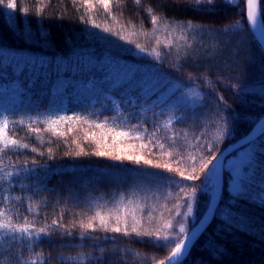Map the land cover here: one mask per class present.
Wrapping results in <instances>:
<instances>
[{"label": "trees", "instance_id": "trees-1", "mask_svg": "<svg viewBox=\"0 0 264 264\" xmlns=\"http://www.w3.org/2000/svg\"><path fill=\"white\" fill-rule=\"evenodd\" d=\"M14 2L17 4L14 13L5 16L7 9L0 11V84L18 92L14 103L6 108L7 136L18 144H27L28 148L0 151V222L31 224L34 231L43 228L51 235L42 234L39 240H13L6 229H0V264H159L175 244L159 246L153 243L155 233L176 235L181 223L191 232V219L184 221L176 213L186 212V208L179 207L185 203L181 189L184 193L190 192L191 188L200 187V181L169 182L137 192L135 196L129 195L130 190H135L132 181L135 173L129 171L136 167L135 163L96 153L142 156L153 165L168 164L171 171L162 167L153 170L166 172L177 182L181 179L179 171H183L185 177L203 178L202 164L264 117V49L257 43L246 19V0H238L236 4L227 0H212L211 3L208 0L199 3L197 0H139L138 3L136 0H110L107 8L101 0H91L88 4L85 0ZM21 7L28 9L26 15L21 14ZM257 8L264 20V0H257ZM153 16L157 18L155 23L151 19ZM92 23L101 29H110L131 44L122 43L116 35L101 39L105 34L91 27ZM189 23L194 27L187 28ZM200 28L247 34L251 38L247 50L253 54V60L240 62L235 67H218L195 57L192 50L199 41L194 32ZM41 33L46 35V40L41 38ZM27 34L30 39L26 42L23 36ZM169 40L173 41L172 56L167 55ZM185 41L192 45L186 63L182 47ZM135 45L146 51H133ZM177 49H181L178 54ZM149 55L153 59L159 56L164 61L160 67L169 80L176 81L178 73L170 71L168 65L183 64L180 72L185 77L191 75L194 80L184 88H195L204 94V106L200 107L199 102L192 106L194 111H189L187 106L174 107L157 116L159 89L150 100H140L138 105L128 103L131 96H136L131 89L118 95L117 91L129 83L137 68L151 74V79H160L161 73L152 67L153 59ZM110 57L118 62L110 63ZM9 66L16 69L15 79L3 72ZM20 69L26 71L20 74ZM217 94L223 96L230 107L221 105ZM50 99L59 109H70L59 111L58 115L74 116L72 120L57 123L55 130L48 123L58 117L50 113ZM110 99H116L118 109H110ZM153 104L156 107L153 108ZM37 105L42 106L38 108ZM233 110L238 114L235 121ZM169 115L177 119L167 123ZM221 117L227 118L228 131L217 139L218 130L224 127ZM21 120L23 124L19 123ZM118 132L127 135L117 136ZM170 137H174V142H170ZM262 141L264 137H259L225 158L222 206L230 199L228 159L248 146L252 147L251 155L242 169L251 164L252 171L247 176L242 171L238 180H251L250 189L254 194L258 187L264 188L261 183L264 181V156L255 154ZM159 144L164 148L160 149ZM25 166L34 171L15 175L17 169ZM140 166L147 167L143 161ZM9 172L14 175L8 177ZM65 189L72 190L77 201L92 200L90 208L94 210L105 201L108 205L114 191L118 200L109 208L97 211H90L89 207L82 211L76 206L74 213L68 209L53 213L52 203L56 199L50 196ZM35 199L47 203L41 205ZM198 199L199 205L194 211L202 215L208 198L200 195ZM234 210L250 218L252 230L222 231L218 227L222 221L217 217L199 237L183 264H264V232L261 231L264 207L242 200ZM101 217L106 227H101ZM89 223L95 231L83 227ZM168 223L173 225L172 229L166 227ZM116 227L122 231H112ZM125 227L130 236L124 235ZM133 227L138 232L153 235L137 237L132 232ZM59 243L63 244L69 259L79 256L81 259H59L51 255V247ZM209 246L219 247L220 252L210 251ZM103 247L115 248L114 256L124 259L118 262L98 259L107 252L98 256L92 251ZM86 249L90 251L88 256ZM132 253L140 257V263L130 261Z\"/></svg>", "mask_w": 264, "mask_h": 264}, {"label": "snow or ice", "instance_id": "snow-or-ice-1", "mask_svg": "<svg viewBox=\"0 0 264 264\" xmlns=\"http://www.w3.org/2000/svg\"><path fill=\"white\" fill-rule=\"evenodd\" d=\"M91 0H85V4L90 3ZM104 7L107 8L109 5L110 0H101ZM138 3L139 0H136ZM200 0H197V3H199ZM209 3L212 2V0H208ZM228 3H232V0H227ZM247 5V13H246V19L249 21L251 31L253 33L254 38L256 39L257 43L264 47V20L258 19L256 12L254 11L256 0H246ZM7 9V12H5V16L12 14L17 9V4L14 2V0H9L8 3H5V0H0V11ZM21 14L26 15L28 13V9L25 7L20 8ZM149 11H151L149 9ZM264 15V14H262ZM152 22L155 23L157 18L153 16ZM7 22V21H6ZM19 26V25H18ZM91 27L99 29L100 32L104 33L105 35L101 37V39H108L110 36L116 35V39L120 40L122 43L131 44V41H128L126 38L120 37L118 34H114L111 32L110 29H101L99 25H96L95 23H92L90 25ZM9 27H11L9 25ZM187 28L191 29L194 26L192 24L186 25ZM257 32H259V35H257ZM23 38L27 42L28 39H30V34L24 35ZM41 38L46 40V35L44 33H41ZM159 43V41H157ZM173 47V41H168V51L167 55L172 56L173 53L171 51V48ZM184 48V62L186 63L189 58V51L188 49H191L192 45L187 43L185 41V44L182 46ZM133 51H141L145 52L146 50L141 48L139 45H135L132 49ZM181 49H177V54L180 52ZM150 59H153L151 55H149ZM112 62H118L115 57H110V63ZM164 63L159 56L155 57L153 59L152 67L158 69V71L161 73L159 80H153L151 79L150 75L147 73H144L141 71V69L137 68L135 72L132 73V76L130 78V81L127 85H125L123 88L119 89L117 91V94L119 95L120 92L124 91L125 89H131V93L135 92L136 96L133 98L131 96V99L128 101V103L133 105H138L140 100H145L146 102L151 99V95H155L157 93V89L160 90V95L158 96L157 103L160 105V111L159 113H156L155 115L161 116L164 115L166 112H170L171 108L174 107H182L187 106L189 111H194V108L192 107L193 104L200 102V107H203V99L204 94L201 92L196 91L195 88H192L190 91L184 90V85L187 83H194L193 77L191 75H188L187 77L184 76L183 73L180 72V68L183 67V64L180 63H171L168 65L169 70L178 73L177 80H169L167 79V74L164 73V69L160 67V65ZM3 71L7 72L8 75H10L13 79L16 77V69L12 67H6L3 69ZM26 71V69H20V74H23ZM58 78V73H55ZM53 75V74H52ZM30 82V81H28ZM26 82V86L27 83ZM51 82V81H50ZM68 89V88H67ZM31 91V89H29ZM165 93H168L167 97L163 100H161V96H164ZM241 97L243 96V92L241 90L240 92ZM217 99L220 101L221 105H224L226 108L230 107L226 104L224 101L223 96L217 94ZM111 110H116L119 108V104L115 99H110ZM48 103L52 106L50 108V111H63L67 112L70 109L67 108H56V103L53 101V99L48 100ZM42 105H37V107H41ZM152 107H156V104H153ZM141 110L143 111V107L141 106ZM7 109L4 111H0V144L3 145V148L0 149V151H3L4 149H17V148H28L27 144H18V142L14 139L10 140L7 136V129H8V120H7ZM31 119H36L35 117H30ZM74 116H67V115H58L56 120L48 121L49 124L52 125L53 129L55 130V125L59 123L60 121H67L72 120ZM238 118V114L235 113L233 110V116L232 119L235 121V119ZM175 118L173 115H169V120L167 123H171ZM186 119V117L184 118ZM221 119L224 121V127L220 128L217 132V139L222 138L223 134L228 131L227 128V118L221 117ZM262 122H264V117L260 118ZM260 123L259 127L261 131L258 133L259 137H264V123ZM19 123L23 124L24 121L21 120ZM167 123L163 125L164 127H167ZM155 126V125H154ZM38 131V130H37ZM145 131L147 129L145 128ZM126 132H118L117 136H126ZM139 138V137H137ZM170 142H174V137L169 138ZM209 149L211 148V145L208 146ZM159 148L163 149L164 145L159 144ZM260 150L256 151L255 154L257 156H264V141L260 144ZM51 151V150H50ZM123 148H121V152H123ZM96 155H99L101 157H110L115 160H124L125 158L128 161H133L136 165V167L129 169V171L134 172L135 175L132 177L133 181V188L135 190H130L129 195L135 196L137 192L144 191L145 189H149L154 186H161V185H168L169 182L172 183H185L186 181H200V187L191 188L190 192L184 193L183 189H181V192L183 193L185 203L183 205H180L179 207L186 208V212H177L176 214L181 217L182 220L188 221L189 218L192 221L191 224V232L188 231L186 224L181 223L179 225L178 231L176 232V235H169L164 234L161 236L159 232L155 233L156 240L153 241V243H156L159 246H167V244H175V247L172 248L171 254L166 257V260H161L159 264H183V261L188 257L191 251V246L194 244V239L197 238L198 233H202V231L206 230L207 224L211 222L212 219L219 218L220 221H222V224L219 225L220 229L222 231H231V229L236 228L237 230H242L246 232H250L253 228V224L249 217L245 216L242 212L234 210L238 203L240 201H247L248 203H256L259 207H264V188L258 187L257 192L254 194L250 186L253 184L251 180H239L237 181L236 175L233 173V171H230L228 173L230 183L228 184L227 191L230 199L227 201V204L221 205V202L223 201V193L224 188L221 183V169L217 171V163L219 162V156L218 155H212L211 159H209L207 162H204L200 168V171L203 173V178L196 175H188L185 177V173L183 171H179L180 181H176L175 177L167 175L166 172H157L154 171V168H160L167 171H171V166L168 164L164 165H153V162L151 160H144L142 156H134V155H127L126 157L123 155H116L113 156L111 152H104L100 151L96 153ZM219 155H223V151L220 152ZM194 159V158H193ZM141 161H143V164L147 167H141ZM195 162V160H194ZM36 162L33 161V164ZM211 165V167H210ZM121 167H126L124 165H121ZM21 171L24 172H32L34 169H28L26 166L20 169L16 170L15 175H19ZM245 176L248 175L250 171H252V165L248 164L245 165L242 169ZM193 172H195V168H193ZM8 177L13 176L14 174L9 172ZM264 184V181L261 182ZM204 195L208 199L205 201L207 207L202 215H197L194 211L195 208L199 205V196ZM55 225V221L53 222ZM100 225L101 227H106L104 218H100ZM59 227V226H58ZM85 229L95 231V228L93 227V224L89 223L86 225H83ZM167 228L172 229L173 225L171 223H168ZM0 229H6L9 234H11V237L13 240L19 239H28L31 240L32 238H35L39 240L42 236V234L46 237H50V233H46L43 228L39 229L38 231L33 230V226L31 224H24V225H12L10 223L6 222H0ZM65 231H67L65 229ZM112 231L116 233H120L122 230L120 227H116L112 229ZM124 235L130 236L131 234L127 231V228L125 227ZM261 231L264 232V227L261 228ZM133 233H136L137 237H141L144 235H148L151 237L153 233H141L138 232L135 227L132 229ZM70 234V233H69ZM183 237L180 239V237ZM195 237V238H193ZM143 242V241H141ZM209 250L215 253H219L220 249L219 247L212 248V246H209ZM103 252V249L101 250ZM71 259H76L75 257ZM98 259H105V257H99ZM27 264V262H26Z\"/></svg>", "mask_w": 264, "mask_h": 264}, {"label": "rangeland", "instance_id": "rangeland-1", "mask_svg": "<svg viewBox=\"0 0 264 264\" xmlns=\"http://www.w3.org/2000/svg\"><path fill=\"white\" fill-rule=\"evenodd\" d=\"M238 0H232L233 4H236ZM195 31V30H194ZM194 35L196 37V40L199 41L198 45L192 50V53L195 55V57H198L201 60H206L209 62V64L218 66V67H235L240 64V62H245V61H251L253 60L254 56L253 54H250L251 52L247 50V47L251 43V38L247 36V34L241 35L240 33L234 32V31H226V32H219L215 29H210V28H200L194 32ZM253 40V38H252ZM247 51V52H246ZM154 55V54H152ZM255 55V53H254ZM5 72V71H3ZM151 75V74H150ZM153 80H156L154 78ZM62 81L59 80V83ZM10 86L4 84H0V111H4L8 106H10L12 103H14V97H18V92L9 89ZM192 88H184L185 91H190ZM197 91V90H196ZM109 94V93H108ZM168 93H165L164 96H162L163 99L167 97ZM4 96V97H2ZM112 96V95H111ZM110 96V97H111ZM5 99L6 102L2 101ZM116 100V99H115ZM4 102V103H3ZM199 101L192 106H195L198 104ZM59 109L58 107H56ZM51 115L53 117H56V115L60 114L59 111H50ZM252 151V147H247V149L240 150L237 154L234 156L230 157L228 159L227 166L230 169V171H233V173L236 175L237 180L242 172V167L243 164L245 163L246 160L250 158ZM239 181V180H238ZM62 193H54L51 194V198H55L56 200L52 203V207L54 208V212L59 210H64L68 209V211L74 213L76 211V206L79 207L82 211H86L88 207H93V201L88 199L86 202L85 200L83 201H77V195L72 193V190H62ZM111 193L109 196L110 199H108V205L105 203L103 206H98L99 208L94 210L93 208H90L91 210L97 211L100 208H109L110 205L114 204L116 200H118L117 194ZM37 200V199H35ZM39 204L47 203V201L43 200H37ZM79 210V209H78ZM80 211V210H79ZM60 245H53L51 247V255H57V258H65L67 260L69 259L67 255V251L62 247L63 244L59 243ZM103 249V252L101 251ZM85 250V249H83ZM87 250V249H86ZM115 248H101L98 250H93L91 249L92 253H97L98 256H103L104 251L107 253L105 254V261H110V262H118L119 260H123L124 257H115ZM88 251V250H87ZM88 254L86 256L89 255ZM91 256V255H90ZM81 259L80 256L76 257V260ZM140 257L135 256L133 253L131 254L130 261L132 263H140L139 262ZM59 262V261H58ZM57 262V263H58Z\"/></svg>", "mask_w": 264, "mask_h": 264}, {"label": "water", "instance_id": "water-1", "mask_svg": "<svg viewBox=\"0 0 264 264\" xmlns=\"http://www.w3.org/2000/svg\"><path fill=\"white\" fill-rule=\"evenodd\" d=\"M254 11L256 12L257 14V17L258 19H261L260 15H259V12H258V9H257V0H256V5H255V8H254ZM257 35H259V32H257ZM264 48V47H263ZM262 121L259 120L257 123H255L253 125V127L247 132L245 133L243 136H241L240 138L234 140L233 142H230L229 144H227L221 151H223V155H219L220 152L217 154L219 156V162L217 163V171H219L221 169V183H222V186L224 188V161H225V158L231 153L233 152L234 150L242 147L243 145L255 140V138L258 136V133L261 131L260 127H259V124L261 123ZM264 123V122H262ZM213 220V219H212ZM211 220V222H212ZM210 222V223H211ZM205 223L207 224V227L210 225V223H208L207 221H205ZM205 231V230H204ZM202 231V233L204 232ZM202 233H198V236L197 238L194 239V244L197 242V240L199 239V237L202 235ZM194 244L191 246V249L192 247L194 246ZM166 260V258H165Z\"/></svg>", "mask_w": 264, "mask_h": 264}]
</instances>
